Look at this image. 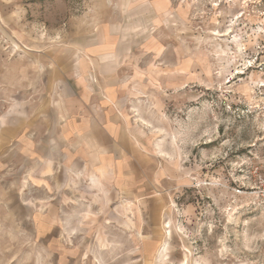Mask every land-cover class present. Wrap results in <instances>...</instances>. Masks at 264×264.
Wrapping results in <instances>:
<instances>
[{"label": "rangeland", "instance_id": "rangeland-1", "mask_svg": "<svg viewBox=\"0 0 264 264\" xmlns=\"http://www.w3.org/2000/svg\"><path fill=\"white\" fill-rule=\"evenodd\" d=\"M109 25L145 163L80 193L38 164L51 71ZM0 264H264V0H0Z\"/></svg>", "mask_w": 264, "mask_h": 264}, {"label": "crops", "instance_id": "crops-1", "mask_svg": "<svg viewBox=\"0 0 264 264\" xmlns=\"http://www.w3.org/2000/svg\"><path fill=\"white\" fill-rule=\"evenodd\" d=\"M80 40L84 43L61 54L52 66L57 79L52 91L59 100L55 98L54 118L42 138V151L49 155L38 164L45 175L57 170L64 187L84 193V185L92 194L102 172L108 175L116 161L125 174L133 163L144 167L145 158L132 144L135 127L122 109L124 60L134 49L133 37L109 25L105 33ZM33 137L27 135L26 142L35 151L41 140Z\"/></svg>", "mask_w": 264, "mask_h": 264}]
</instances>
